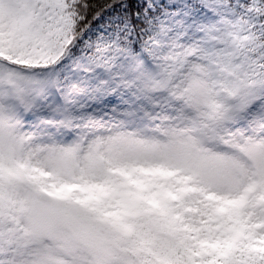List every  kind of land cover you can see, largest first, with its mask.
Returning <instances> with one entry per match:
<instances>
[{
    "label": "snow or ice",
    "instance_id": "6c2138e0",
    "mask_svg": "<svg viewBox=\"0 0 264 264\" xmlns=\"http://www.w3.org/2000/svg\"><path fill=\"white\" fill-rule=\"evenodd\" d=\"M0 264H264V0H0Z\"/></svg>",
    "mask_w": 264,
    "mask_h": 264
}]
</instances>
